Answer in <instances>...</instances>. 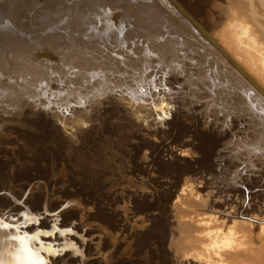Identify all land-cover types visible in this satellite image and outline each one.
I'll list each match as a JSON object with an SVG mask.
<instances>
[{
    "label": "bare ground",
    "instance_id": "bare-ground-1",
    "mask_svg": "<svg viewBox=\"0 0 264 264\" xmlns=\"http://www.w3.org/2000/svg\"><path fill=\"white\" fill-rule=\"evenodd\" d=\"M236 2H238V0ZM252 2L254 3V1ZM39 3H41V1L39 0H0V18L6 20L4 22H2L1 20L0 21L2 22V24H4L5 26L4 28L9 33V34H5L2 31H0V145H2V143H5V147H6L4 149H0V153L3 154L2 156L6 160L9 156L12 158L11 160L9 158L7 161L4 160L6 163L0 162V174H2L3 176L5 170L8 172L9 169H12V170L15 168L17 170L20 169L21 172L19 171V175H20L19 179L21 178L22 182L26 183V185L23 187L24 190L26 188L27 190H30L34 187L41 186L39 190L37 189L38 194L36 195L33 194V192H30L31 194L27 196L25 194H20L18 197H14L11 194L10 196L5 195V197H2L0 195V216L3 214V210H5V208L8 209L12 207L10 212L18 213L23 209L22 211L24 212L23 215H26V216L29 215L35 218V220L28 219L27 220L28 222L38 221L37 224H33V222H31L32 223L31 226H27L25 229L22 230L23 232L18 231L16 228L0 229V262H2V264H41V262H43V264H76V263L85 264V263H82L83 262L82 261L83 260L82 251H81L82 254L76 253L78 249L75 248L73 243L65 240V239H68V237H66L67 235L63 233V231L59 230L61 232H57V235H55V233L54 234L52 233L53 234L52 238L50 240L46 239V242H45V238L43 237L44 234L42 235L41 230H39V228L48 229V228H51L52 226H50L51 221L47 220L48 219L46 218L47 216L46 217L44 216L45 218H43V220H39L40 214L39 212L37 213V211L43 210L41 213L44 214L45 212L53 211V209L56 210V208L60 207V205H62V207L60 208L58 215L62 219L60 221L59 227H65L64 225L69 226V223L71 221H74L75 219L81 222L80 224H77V226L79 225L80 227H82L81 229L79 228V230L80 232H82L83 235L76 237V234L79 231L78 230H77L78 232L76 231L77 228L71 229L72 231L75 230L73 233L74 237L72 238L76 241L77 239L78 241L79 240L81 241L82 236L87 235V234H84V229H83V225H85L84 223L86 222L87 219H91V220L93 219V220L98 221L101 224L103 223L106 227L112 230V233H114L116 230L125 231V230H129L130 228L134 229L136 228L135 225L138 224L139 229L137 231H134L131 235L139 231L140 233L139 232L138 233L144 236L143 237L144 239H147L148 238L147 236L149 234L148 230L145 232V229L147 228V226L150 225V223L148 224L146 222V219L144 218L145 216L144 217L142 216L139 219L140 224L136 220L138 223L136 224L134 223L135 225L132 224L131 227H128L127 225L120 226L121 217L126 216V219H127V217H130V216L133 217V214L132 215L129 214L130 215L129 216L128 213L125 214L123 212H118V211L113 210V207L114 205L116 206L117 202L119 203V202L127 201V203L130 202L132 206L135 205L137 202L134 200V198L132 199V197L130 196H123L122 198L119 197L116 199H111L108 195L106 196H103L101 194L95 195L93 189L96 188L100 190L104 185L103 183L102 185L99 182L100 176L102 177L103 173L101 174L92 173V171H94V168H89V164L91 162H95L93 160L96 159L95 157L96 153H100V154L102 153L101 149L103 146H106L108 144L107 143L108 139H104L102 143L99 142L98 140L91 141V144L82 142L81 141L82 138L80 137L83 135L82 134L83 131L81 130L82 129L84 130L86 128V123H88V120L90 119L89 112L85 113L84 109H80L82 112L80 115H77L75 112L76 110L73 111L71 109L72 104L82 105V106L85 105V107L86 106L89 107L90 104L87 105V103L89 102H92L91 105L93 103L95 104L96 102H101L100 98L104 92L106 93L108 91H111L112 93L113 90H108L109 88L113 89V86L109 84L110 80L107 74H105L106 72L103 73V71L101 70L102 66H98V64L92 63L93 61L89 62L90 59L88 60L87 58L81 59L82 57L80 58L67 57L69 59L66 61L67 58L64 57L62 60H65V61L62 62L61 59L58 57V55H56L57 53L53 51L50 52V49L47 46L43 45L44 42L42 39V35H48V34L57 35L58 38L61 39V42H63L66 45V48H68V50L67 51L65 50V52L70 53V52L75 51L74 54H77L81 51L82 49L81 45L85 43L88 37L97 38L101 44H106V47L107 45L114 46L112 48L109 47V49H107L110 51V53L113 52V50L114 52L119 51V48L115 49L116 46L118 45L121 46V44L123 46V43L121 44L119 43L125 41L127 43V46L128 45L130 46L129 47L130 53H134V54L141 53L144 57L143 61L135 62L133 66H131L130 69L145 71L147 69L146 67L150 65V63H152V61H149V59L150 60L154 59V62H156V64L160 66L159 67L160 69L162 70L166 69V74L169 75L168 80L172 84H178V82L181 80H183L182 81L183 83L184 81H186V77L194 76L193 78H195V76L198 77L199 74L206 73V75L203 76L202 78L198 77L196 81H199L198 82L199 88L202 87L203 85L204 86L208 85L210 88H212L209 93V95L212 98L211 100L212 108H214L217 105L216 103L218 102L217 100H219V103H222L221 107L222 109H225L226 111L225 113H222V115H220L219 117L222 116L220 120L224 124L223 127L226 129V131L218 132L211 127L204 128V126L201 123L202 121L200 122V117L193 115V114H191L192 115L191 118L190 116L189 117L187 116V120L189 121L185 123L186 117L181 118L180 116L179 117L174 116L171 112H169L167 115H162L163 117L158 120L159 124L160 125L163 124L164 126H161L160 128L152 129V131L154 132L153 133L154 137L156 136V138H159L158 139L159 141H154L155 139L151 140L150 138H148V134H151L150 130H147L146 134L144 135L142 134V132L141 134H136L134 133V130H133L136 127H134L133 129L130 127L131 129L129 133H125L126 134L125 136L135 137V139L137 138L136 140L139 139L140 141V142L137 141L136 144L129 143L130 146L128 145L129 146L128 148H130V150L128 151L131 152V154L128 155L129 164L131 163V166H132L131 173L137 172V170L141 168L139 166H142L143 163H145L144 160L148 161V158L152 156L156 157L158 154L160 155V153H163L164 150L162 151L158 147L160 146L162 148L163 146H165L166 152L163 153L164 154L163 156L169 159L166 161V159L163 158L164 161L162 160V162L167 163V165L172 168H177L181 166L184 169V171L185 170L188 171L191 168H193L190 166V163H189L190 159L194 163H198L200 161L201 162L199 164L200 166L197 164L200 170V173L197 171L198 176L199 175L201 176V174L203 175L205 174L212 181L211 183L210 181H207V180L198 179V181L193 182L191 180L192 182H189L186 180L183 181L184 177H182L181 179V176L180 177H177V176L168 177L167 176V178L165 177V180L163 181V183L161 181L162 184L160 185L156 184L158 186V189L156 190L154 188L151 189L152 191L155 190L159 192L169 202V203L164 202L166 204L162 205V208L164 207L163 208L164 211L171 212L169 211L170 206L174 205L173 206L174 211L172 214V218H177L181 220L180 221L181 224L179 226L180 229H178V231L182 230L183 232H185L186 237L188 235L193 234L194 232L195 236H194L193 242H197V243L200 242V247L197 245L200 250H198L196 245L194 246L197 248L198 252H190L184 255H182V253L177 254L175 258L177 259V261L175 264H227V263L237 264L238 261H241L242 259H246L247 257H252L253 259H255L254 260L255 262H258V261L261 262V260L263 259V258L261 259V257H263V254H264V199H263L264 198V164H263L264 162L263 163L261 162L263 165L260 164L257 168L251 166L248 169V172L255 174L256 176L255 177L248 176L246 182L245 180L237 181L236 178L233 176L236 174L231 171L235 167L243 164L244 158L246 161L248 158L251 159V157H255L257 159L258 158L264 159V20H261L262 18L256 13L257 11L253 12V10H255L254 9L255 7L252 8L253 10L252 12H250V14L247 12L248 15L242 14V11H240L239 9V5L238 7H236L237 10H233V9L231 10L227 8L223 10V12H221L220 15H215L213 12L214 10L211 11V9L212 7L220 8V5L219 3H216L214 0H44L43 1L44 4L42 6H38ZM262 3H263L262 6H264V2ZM250 4L253 7L254 4L253 5L252 3ZM105 5H108V6H105ZM256 6L259 7L261 6V4H259V6L258 5ZM55 7H61V8L55 9ZM228 7L230 8V5ZM240 7H243V6L241 5ZM263 10H262V13H263ZM37 11L41 13L36 14ZM243 12L245 11L243 10ZM263 14H262V17L264 19ZM70 15H76V16L78 15V18L76 19L78 23L72 24V26H69V22L70 21L72 22L73 20V18H69ZM134 16L135 17L139 16V19H136V20L133 19L134 21H130L132 20L131 18ZM144 23H146L147 25L146 27H144ZM41 25H44L45 29L49 28L52 31L46 34H36V35L32 34V32L36 30H33L31 28L41 26ZM153 25H159V27L157 28L163 31V32L161 31L157 35H154L155 37L159 36V40L156 41L157 43L156 42H154L153 44L150 43L151 45H145L144 47L133 46V43H131V41H133L134 38H141L139 34L143 33V31H146ZM134 26H137V29ZM169 27L172 28L171 31L166 30ZM123 29H127V30L123 31ZM37 30H39V28ZM151 30L153 29H150L149 33L152 32ZM172 34H174V36L176 37L175 38L170 37V35ZM13 37L14 39H12ZM78 37H82L83 40H79V41L77 40L76 43L72 42L73 40H76ZM176 40H180V41L182 40L183 50L184 48H186L187 50L190 51L188 58H186L188 56L187 55L188 51L186 53L182 52L183 54L182 57L184 56V54L185 56L187 55L186 57L184 56L183 65L177 59V56L180 57V55L176 54L178 50L172 48V44L175 43ZM15 41H18L21 47V49L19 50L20 53L22 52V55L20 54L21 55L20 62L26 63L27 60L35 58L38 60L39 63L34 64L35 63L34 62L33 65L30 64L31 67H27V68L22 67L23 65H17L19 61L18 60L19 56H16L17 55L16 53L18 52L17 48L19 45L16 46ZM54 41L56 42V40ZM112 43H116L117 45L116 46L112 45ZM53 46L54 45L52 44V47ZM96 47L99 49L98 46ZM124 48H127V47H120V49L122 50L120 51L121 52H123V50L126 51ZM164 48H166L165 51H164ZM159 49H162V51ZM60 52H62V49ZM113 53H112V59L117 60L119 64L124 65V62L121 59L114 57ZM79 54H81V52ZM83 54L86 55L87 53L86 54L83 53ZM130 55L128 57H131ZM181 59L182 58H180L179 60ZM42 64H45L48 66L47 68L49 69V72H48L49 80L51 79L50 78L51 76H54L53 71L56 69L54 67H57V68L59 67V69H56V70L62 71L61 74L63 76L57 73V75H55L56 77H54L57 80L56 81L57 85L55 86L52 85L55 90H52L53 88L49 84V82L52 80L48 82L42 81L41 80L42 76L40 74V77H37V79H35L34 81V84L31 85L32 88H28V86L26 85L27 81L24 82V84L22 82L20 85L23 84V86L22 87L20 86V88H24V90L23 92L21 91L18 92L19 84L16 81L18 79L22 80L23 77L27 75L31 78L32 75L29 74L30 70L38 71L40 69L42 71L43 69L46 68V67L44 68V65ZM163 64H166V65H163ZM170 64L172 66H170L169 68L176 70V71L172 70L173 72H176L175 74H173L172 71L170 72V70L167 69V67ZM65 66H68L69 68H66ZM73 67H77L79 69L84 68L85 72L78 76L79 78L83 77L81 80L82 83H80V85L83 86V88L81 89H79L80 87H82L80 85H79V88L77 87L78 89L77 88L74 89V87L71 86L73 84L77 85L79 82V81H76L78 80V78L73 80L70 78L71 74H67L70 72V70L73 69ZM186 70H188V72ZM160 71L161 70H159V72ZM71 73H75L76 75V73H79V72H71ZM134 76H138V75L134 74ZM62 78L64 79L67 78L68 79L67 84L68 83L69 84L71 83V84L70 85L68 84V87H65L64 84L66 82L62 81L61 80ZM149 78L147 76L144 79L142 78V80L147 82ZM122 79H118V81L116 80V83L118 82L117 83L118 85L122 84V85H125L126 87L128 85V82L126 84V82L125 81L123 82ZM202 79H205V82H202ZM86 80L89 85L86 84ZM153 82L154 80H150V84H152ZM157 83L159 85V82ZM131 84L137 90H141L143 88L136 81H132ZM131 84L129 83L128 86H130ZM86 85L90 87L92 91H91V96L84 99L80 94L83 91L86 95L87 93L90 92V91L86 92V90L88 91L89 89L88 87H86ZM133 86L131 88H134ZM9 87H13L17 89L18 90V91L16 90L17 93L14 92V90H13L14 93L12 91H9L10 90V89L8 90ZM94 87H97V89L94 90L93 89ZM209 87L208 89H210ZM4 88H6L8 91L6 94H4V92L6 91V89ZM230 90L231 92L228 93V91ZM204 91L206 90H203V92ZM222 92L225 95L224 97H222L223 95L221 94ZM27 93H30V94L28 96H25ZM119 93L121 94V92ZM126 93L128 94V91ZM134 93L136 92L134 91ZM193 93L194 92H192L191 94ZM15 95L17 96L14 99ZM23 96H24V99H26L27 101H30L31 103V104L28 103L26 107L24 106L27 110L25 109L22 110L24 104L19 102V100L23 98ZM139 96H142V93H140ZM219 96H221L222 98H220ZM118 97L116 98L114 96V98L112 97V99H109L110 102L106 106L107 112L103 113L104 116L105 114L107 113L108 114L105 117L102 123L101 130H100V133H102V136L106 134L111 137L117 134V131L114 130L111 124L109 123V122H112L113 120L120 119V120L131 121L130 125H134V126L135 125L138 126L141 123L142 125H144L143 123H145L144 117L133 116L139 110L135 109V113L133 115L131 114V112L127 113V110L130 109V106L127 105V103H125L123 99H120ZM127 97L128 95L126 96V98ZM198 97H199V94H198ZM135 100H132V101H135ZM42 102L45 103L47 107L51 106V109L49 108L48 110L53 111L52 118L54 119V126L51 128V131L47 134L48 135L47 139L49 140V143L56 148L58 156L59 157L61 155L63 156L62 153L64 151L66 153V151L68 150H71L72 152L73 150L75 151L79 149L80 151L81 149L82 151L80 152L75 151L73 155L71 154L72 156L70 154L67 155L69 156V158H67V162H70L72 164V162L74 161V158L76 156H80L81 154H84V158L94 157L93 160L90 162H87L85 159L86 162H84V165L82 168L86 169V172L84 171L85 173L79 175L78 179L71 178L73 180L69 181L70 186L68 185V189L60 194V197L63 198L64 200L61 202L56 200L58 203L55 202V204L53 205H51L52 203H49V198H48L49 196L47 194L48 189L51 186V183L48 186L45 182L39 183L40 179L36 180V178L44 179L46 175L50 174L49 170L47 169L48 167L47 168L45 167V166H48L46 164L49 163V162L46 163V160L48 158V155H46L47 153L46 151L48 150H46L45 146L42 147V145L41 147H38V148L35 146V142L36 140H38L36 138L37 135L32 137L30 136V134L27 135L25 133L27 135L26 137L22 136V138H19L15 136V137H10L9 139H7L8 134H14L13 129L15 128L11 126V122L14 121V118L15 117L17 118L18 114L24 117V115L28 116V114H33L34 112H38L40 109H43L42 105H40V103ZM207 102L208 101H206V103ZM128 103H130V101H128ZM126 106H128V108H126ZM156 106H158V104H156ZM73 107L75 108V106ZM182 107L183 106H181L180 109H182ZM198 107H195V106L191 107L190 111L196 112V110H198ZM202 107H204L203 103H202ZM89 109H91V107ZM113 109H116L114 110L115 113L113 112ZM185 109L188 110V107L187 108L185 107L184 110ZM231 109H232V112H231V115H229L228 111L230 112ZM177 110L178 109H176V111ZM121 111L125 113L117 117L118 115H120L119 113ZM133 111L134 110H132V112ZM93 112L95 113L94 110ZM217 112L218 111H216V113ZM70 115H75L77 116L78 119L74 117H70ZM213 115H214V112H213ZM92 117L94 116L92 115ZM213 117L214 119H216L215 118L216 116H213ZM219 117L217 118L218 120H219ZM96 119L97 118H95V120ZM91 120L93 121L94 119H91ZM33 121H32V125L35 126L36 119L34 122ZM6 122L8 123V125L5 124ZM146 125L148 126L149 124L145 123V126ZM80 126H82L81 127L82 129L80 128ZM125 128H128V126ZM243 128L244 129L246 128V130L247 128L251 130V131L248 130L250 131V133L248 132V136L245 135L247 136L246 139L244 138L243 140L241 139L242 140L241 143L239 142L240 146L237 145L239 147H243L245 156H243L244 157L243 159L240 158V162L237 160L236 162L234 161L230 162L225 159L227 155L223 154V152H220L222 151L220 149L222 148L225 149V146L228 145L229 141H231V138L234 135V134L233 135L231 134L233 130H237V129L241 130ZM145 129H148V128L146 127ZM41 130H43V128H41ZM38 131L40 130L38 129ZM234 137L232 139L233 143H234ZM167 139H169L171 142L169 146H167L164 142ZM133 141H134V138H133ZM172 142L174 143V145H172ZM13 144H16L15 148L10 147L8 149V147ZM181 146L189 147V149L182 150L183 148H180ZM171 147H174V148L178 147L176 148V150L177 151L180 150L179 154H176L175 153L176 151L171 150ZM228 148L232 149V147H228ZM143 149H148L149 152L145 153L143 152ZM5 150H8V153L5 152ZM225 150L227 151V149ZM239 150H242V149H239ZM15 151H18L23 154H27L30 157L27 156L25 158H18L15 156V153H17ZM125 151L123 149V153ZM231 151L233 152L234 149H232ZM9 152H10V155H8ZM180 152L185 153L186 155L187 154L189 155L188 156H186L185 154L181 155ZM195 152L200 153L198 159L194 158ZM230 152L229 154H231ZM230 157L232 158L233 156L231 155ZM27 158L29 159L31 158L34 161V164L32 163L34 165L33 169H30V168H29L30 170L22 169L24 168L23 166ZM158 158L162 159L161 157H158ZM102 159H103V155H102L101 160ZM137 159H141L142 161L137 162ZM261 159H258V160H261ZM88 160H90V158ZM170 161H172L173 163H170ZM221 161L223 162V164H221ZM32 164L30 163L28 165L31 166ZM63 164H66V163H63ZM51 171H52V174L53 172L55 173L54 170H51ZM61 171L63 172V169H61ZM169 171L171 170L169 169ZM11 172L12 171H10V174H9L11 177L10 176L9 177L12 179V181L15 182L14 179L16 178L17 180H19L18 177H15V175L18 172L16 174L14 173V175H13V172L12 173ZM225 172H228L229 175L228 174L226 175ZM75 174H77V172ZM243 175L244 174H242V176ZM47 177L49 179V176ZM65 177L66 176L64 175V178ZM0 179H1V176H0ZM2 179L4 180V178ZM51 179L52 178H50L49 180ZM151 179L153 178H148V180H150L149 182H152L155 180V179L154 180H151ZM34 180H36V182ZM29 182L31 183L33 182V184L30 185ZM235 183H239V185L240 184L243 185V187H241L243 189L239 188V186L235 185ZM52 184H55V183L53 182ZM10 185H12V183ZM211 185L214 188H209V187H212ZM23 189L21 188L22 192L24 191ZM169 189H172L173 191L176 192V195L174 194L175 195L174 198H167L168 196L163 195L164 191L166 192ZM222 189H225L223 191H225L226 193H223V194H226L227 197L225 195L224 196L228 198L229 200L225 202L222 201L224 203L221 204L219 202L221 198L220 196H217V191L222 193L223 192L221 191ZM7 191L8 190H6V192ZM229 193L231 194V196H228ZM253 194L256 195L255 198ZM21 195L22 196L24 195V197H21ZM52 195L54 194L52 193ZM52 195L50 196L52 197ZM70 196L71 197L80 196L81 198L86 197L88 201L90 202L83 200V199L80 202L86 205L91 204L93 211L90 212V214L86 216V218H84L85 213L79 214V211H82V210L80 208L78 209L76 208L75 203L79 204V202L71 201L69 203H66L65 206H63V203H65L66 199H68ZM20 197L23 199L26 197L25 201L23 200L24 202L22 203L23 205L21 207L18 205L19 201L16 202V199ZM229 197H231L232 200H230ZM261 198H262V201H260ZM173 201H176V202H174L173 204ZM254 205L260 211L259 210L258 211L256 210V212L252 211V209L255 208ZM132 206L129 205L128 207L131 208ZM68 207H73V208L72 210H69L67 209ZM190 210H192V212H195V214L191 213ZM6 221L5 222L2 221V222L8 224L9 221L8 222ZM153 223L157 224V222H153ZM161 223L162 221L160 222V224ZM144 225L146 226V228H144ZM156 226L155 228H153L154 226L151 228H153L154 231L158 230V232H160L159 231L160 227L157 226L158 227L157 228ZM149 230L151 231V229ZM160 230H162V228ZM167 230H168V227H167ZM91 232H94V231H91ZM91 232L90 233L87 232V233L91 235ZM27 234H33V236H31L32 240H27V241L25 240L23 245L21 244L19 239H11L9 241H6V243H3L2 241V239L6 238L7 236L8 237L11 236L12 238L13 237L27 238ZM107 234L108 235L110 234L109 231L107 232ZM154 234H157V233L155 232ZM162 234H163V231L161 235ZM68 236L70 239L71 236L70 235ZM162 236L165 237V235H162ZM162 236H161V239H163ZM33 237L36 243L35 241H33ZM42 239L44 242L42 241L41 243ZM51 241H53V243L55 241L56 245L62 244V247L70 248V250L62 249L59 245L58 246L60 247V250L54 249L56 247L52 249V246L47 244L48 242H51ZM117 241H118V237L111 236L110 234L107 240H104L102 242V240L99 239L98 244H93L94 246L91 244L92 246L89 249H86L87 245L86 246L84 245L85 246L84 249L85 251L87 250V252L96 250V253H98L100 251L102 252V249L104 251V249L108 246L115 245V242ZM166 241H168V239ZM33 242L36 244V247L40 248L43 245H45V247L40 250H36L32 246ZM131 242H130L131 245L130 243L129 245H125V246H123V244L117 245L113 249V252L111 255L113 258V257H116L115 255H117L119 251H122L120 252V254L128 253V251H130L129 250L130 248L128 249V247L134 246L135 257H133V259L115 258V259H112V264H142V261L140 260L141 247L139 246V248H135L136 242L134 244H133V241ZM169 242H170V238H169ZM173 242L175 244L174 243L172 244L171 242L172 245L169 243L167 244V247L170 245L169 246L170 248L171 247L175 248V250L178 252H183V250L185 252L188 250L190 246H192V245L188 247L181 246L179 248L180 244L176 241H173ZM25 246H26L27 251L23 250ZM93 247L94 249H92ZM156 247L157 245H155L154 249H156ZM155 251H157V249ZM71 252L76 253V255ZM29 257H31V259H29ZM103 264H111L110 258H109V261L105 259ZM246 264H250V263H246ZM262 264H264V259L262 261Z\"/></svg>",
    "mask_w": 264,
    "mask_h": 264
},
{
    "label": "rangeland",
    "instance_id": "rangeland-1",
    "mask_svg": "<svg viewBox=\"0 0 264 264\" xmlns=\"http://www.w3.org/2000/svg\"><path fill=\"white\" fill-rule=\"evenodd\" d=\"M39 1H41V3H39L38 4V6H42L44 3H43V1L44 0H39ZM216 3H219V5H220V8H217V7H212V9H211V11H213L214 12V14L215 15H220L221 14V12H223V10H225V9H233V10H237V8L236 7H238V5H239V9H240V11H242V14L244 15V14H247L248 15V13L250 14V12H252V8H254L255 10H253V12L255 11H257L256 13L262 18H260L261 20H264L263 19V17H262V14L264 13V6H262L263 5V3L262 2H264V0H252V1H254V3L251 1V0H238V2H236L237 0H214ZM234 1V2H233ZM240 1V2H239ZM250 2V3H252V5H253V7L251 6V4L250 3H248V2ZM258 1V2H257ZM259 4H261V6H259ZM108 5H110V4H108ZM108 5H105V6H108ZM230 5V8L228 7ZM243 6V7H240V6ZM245 5H246V7H245ZM256 5H258L259 7H257ZM251 9H250V8ZM262 7H263V9H262ZM60 9L61 7H55V9ZM224 8V9H223ZM258 10H257V9ZM126 9H127V7H126ZM144 10V9H143ZM243 10L245 11V12H243ZM262 10H263V13H262ZM248 12V13H247ZM39 13H41V12H38L37 11V13L36 14H39ZM35 14V15H36ZM73 16V17H72ZM263 16H264V14H263ZM69 18H73V20H72V22L70 21L69 22V26H72V24H76V23H78L77 22V18H78V15L76 16V15H70L69 16ZM68 18V19H69ZM75 18V19H74ZM132 20H130V21H134V20H136V19H139V16H137V17H132L131 18ZM134 19V20H133ZM147 25H146V23H144V27H146ZM134 27H136V29H137V26H134ZM155 27V28H154ZM157 27H159V25H153V26H151L149 29H145L146 31H143V33H140L139 34V36L141 37V38H134L133 39V41H131V43H133V46H140V47H144L145 45H151V44H153L154 42H156L157 40H159V36L158 37H155L154 35H157L158 33H160L162 30H159ZM39 28V30H45V26L44 25H41V26H37V27H33V28H31V29H33V30H37ZM128 29V28H127ZM127 29H123V31H126ZM140 29V28H139ZM150 29H153V30H151L152 32H150L149 33V30ZM155 29V30H154ZM171 29L172 28H167L166 30H168V31H171ZM163 32V31H162ZM148 33H149V35H148ZM145 34V35H144ZM214 34V33H213ZM36 35V34H35ZM48 36V37H47ZM145 37V38H144ZM170 37H176V36H174V34H172V35H170ZM216 37V36H215ZM50 39V40H48V39ZM154 38V39H153ZM165 38V37H164ZM12 39H14V37L12 38ZM42 39H43V45H45V46H47L49 49H50V52L51 51H53V52H55V53H57L56 55H58V57L61 59V61L63 62V61H65V60H62L64 57H69V58H71V57H73V58H80V57H82L81 59H85V58H87L88 60L90 59V61L89 62H91V61H93L92 63H94V64H98V66H102L101 67V70L103 71V73H105V74H107V76H108V78H109V80H110V82H109V84L110 85H112L113 86V89L111 88H109L108 90H113L112 91V93H111V91H108V92H104L103 94H102V96H101V98H100V101L101 102H96L95 104L93 103L92 105H91V103L92 102H89V103H87V105L88 104H90L89 105V107L88 106H86L85 107V105L84 106H82V105H74V104H72L71 106H72V110L73 111H75L76 112V114L77 115H80L81 114V110L80 109H84V112L85 113H87V112H89V120H88V123H86V128L83 130L81 127L82 126H80V128L82 129H80L81 131H83V135L80 137V138H82L81 139V141L82 142H85V143H88V144H91V141H93V140H98L99 142H101L102 143V141H104V139H108V144L106 145V146H103L102 147V149H101V154L100 153H96V155H95V157H96V159L95 160H93V158L92 157H87V156H85V157H87V158H84V154H81L80 156H76L75 158H74V161L72 162V164L70 163V162H67V158H69V156H67V155H73V153H75V151H77V152H80V151H82L81 149H80V151H79V149L78 150H73L72 152H71V150H68V151H66V153H65V151L62 153L63 154V156L61 157H59L58 156V153H57V151H56V148L54 147V146H52L50 143H49V140L47 139L48 138V133L51 131V128L54 126V119L52 118V113H53V111H50V110H48L49 108L51 109V106H49V107H47L46 106V104L45 103H40V105H42V108L44 109H40L38 112H34L33 114H28V116L27 115H24V117H22V116H20L19 114H18V117L16 118H14V121H16V122H14V121H12L11 122V126H13L15 129H13L14 131V134H8V137H7V139H9L10 137H15V136H17V137H19V138H22V136L24 137H26L27 135H29L30 134V136H32V137H34V136H36L37 135V139L39 140H36V142H38V143H36L35 142V146L38 148V147H41V145H42V147H44L45 146V148H46V150H48L49 151V153H48V151H46L47 153H46V155H48V158H47V160H46V163H48V164H46V165H48V166H45L48 170H49V172H50V174H48V175H46V177L44 178V179H42V178H36V180H39L38 182L39 183H43V182H45L48 186L50 185V183H51V186L49 187V189H48V198H49V203H52L51 205H53V204H55V202L56 203H58L57 201H63L64 199L63 198H61L60 197V194L62 193V192H64L65 190H67L68 189V185L70 186V182L69 181H72L73 179H71V178H75V179H78V177H79V175H81V174H83V173H85L86 172V169H83L82 167H83V165H84V162H90V161H95V162H91L90 164H89V168H94V171H92V173H96V174H101V173H105L104 175L102 174V177L100 176V179H99V182L103 185V187L100 189V190H98V189H96V188H94L93 189V191H94V193H95V195H98V194H101V195H103V196H106V195H108L111 199H116V198H119V197H123V196H130V197H132V199L134 198V200L137 202L135 205H131L130 204V202L129 203H127V201H123V202H117V204H116V206L114 205V207H113V210H115V211H118V212H123V213H125V214H127L128 213V215L129 214H133V217L132 216H130V217H127V219H126V216H123V217H121V223H120V226H123V225H127L128 227H131L132 226V224L133 225H135L136 223H138L139 222V219L143 216H145L144 218L146 219V222L149 224L150 223V225H148L147 226V228H146V226L144 225V228H146L145 229V232L148 230L149 231V234H148V238L147 239H144L143 237L144 236H142L141 234H139L138 232L137 233H135V234H133V235H131L134 231H137L138 229H139V225L138 224H136L135 226H136V228H134V229H132V228H130L129 230H125V231H120V230H113V231H115L114 233H112V230L111 229H109L108 227H106L103 223L101 224V223H99L98 221H96V220H91V219H87L86 220V222L84 223L85 225H83V229H84V234H87L86 236L84 235V236H82V238H81V241L79 240L78 241V239H77V241L76 240H74L72 237H74V235H73V233H74V231H72L71 229H76V231L78 232L77 234H76V237H79L80 235H83L82 234V232H80V230H79V228L81 229L82 227H80L79 225L77 226V224H80L81 222H79L77 219H75L74 221H71L70 223H69V226L68 225H64L65 227H59V224H60V221H61V217L58 215V213H59V210H60V208L62 207V205H60V207H57L56 208V210H54L53 209V211H48V212H45L44 214H42L41 212L43 211V210H41V211H37V213L39 212V214H40V216H39V220H43V218H45L46 216V218H48L47 220L48 221H51L50 222V226H52L51 228H48V229H44V228H39V230H41V234L43 235V237L45 238V242H46V239L47 240H50L51 238H52V235L55 233V235H57V232H61V231H63V233H65L67 236L66 237H68V239H65V240H67V241H69V242H71V243H73V245L75 246V248H77L78 249V251L76 252V253H78V254H82L83 253V262L82 263H87V264H103L104 263V260L106 259L107 261H109V258H110V260H111V264H112V259H115V258H117V259H124V258H131V259H133V257H135V254H134V246H131V247H128V249L130 250V251H128V253H121L120 254V252H122V251H119L118 253H117V255H115L116 257H113L112 258V252H113V249L117 246V245H119V244H123V246H125V245H129V243L131 242V241H133V244L135 243L136 244V246H135V248H139V246L141 247V253H140V260L142 261V264H175L176 263V261H177V259H175L176 258V255L177 254H180V253H182V255H184V254H187V253H190V252H198V250H200L199 249V247H200V242H193L194 241V232H193V234H191V235H188L187 237L185 236L186 234H185V232H183L182 230H180V231H178V229H180V219H177V218H172V214H173V211H174V209H173V206L174 205H171L170 206V209H169V211H171V212H168V211H164L163 210V208H162V205L163 204H166V203H169L167 200H166V198L164 197V196H162L159 192H157V191H155L156 189H158V186L156 185V184H158V185H160V184H162L163 183V181L165 180V177L167 178V176L169 177V176H177V177H180L181 176V179H182V177H184L183 178V181H189V182H194V181H198V179H203V180H207V181H210L211 183H212V181H211V179L207 176V175H203V174H201V176L199 175L198 176V174H197V171L200 173V170H199V168H198V165L201 163L200 161L198 162V163H194V162H192L191 161V159L189 160V163H190V166L191 167H193V168H191L190 170H188V171H184V169L180 166V167H177V168H172V167H170V166H168L167 165V163H165V162H162V160H163V158L164 159H166V161L169 159V158H166V157H164L163 155V153H165L166 151H165V146H163L162 148L159 146L158 148L160 149V150H164L163 151V153H160V155L158 154L156 157H154V156H152V157H150V158H148V161L147 160H144L145 161V163H143V165L142 166H139V167H141V168H139V170H137V172H135V173H131V163L129 164V157H128V155H130L131 154V152L130 151H128V150H130V148H128L129 146H130V144H136L137 143V141L138 142H140L139 141V139L138 140H136L135 139V137H128V136H125L126 134L125 133H129V131H130V129L132 128H134V127H136V128H134L133 130H134V133H136V134H141V132H142V134L144 135V134H146V131L147 130H150V133L151 134H148V138H150L151 140H154V141H159L158 139L159 138H156V136L154 137V135H153V131H152V129H155V128H160L161 126H164L163 124L162 125H160L159 124V122H158V120L159 119H161L163 116L162 115H167L169 112H171L174 116H180L181 118H183V117H186V120H185V123H187L189 120H187V116L189 117L190 116V118L192 117V115L191 114H193V115H196V116H198V117H200V122L202 123V125L204 126V128H207V127H211V128H213V129H215L216 131H218V132H225L226 131V129L223 127L224 126V124L221 122V120H220V118L222 117H219L220 115H222V113H225V109H222V107H221V104L222 103H219V100H217L218 102H216L217 103V105L214 107V108H212V105H211V100H212V98H211V96L209 95V93H210V91H211V89L212 88H210L208 85H203L202 87H200L199 88V84H198V82L199 81H196V79H198V77H203V76H205L206 75V73H203V74H199L198 75V77H196L195 76V78H193L194 76H191V77H186V81H184L185 82V84H186V82H187V84L185 85L184 84V82L182 83V81L183 80H181V81H179L178 82V84H172V83H170L169 82V75H167L166 74V69L165 70H162V69H160L159 67V65H157L156 64V62H154V59H149V61H152V63H150V65H148L146 68V70L145 71H142V70H136V69H130L131 68V66H133V64L135 63V62H137V61H143L144 60V57H143V55L141 54V53H138V54H134V53H130L129 51H130V46L128 45L127 46V43L124 41V42H120L119 44H121V43H123V46H122V44H121V46L120 45H118V46H116L117 44L116 43H112V45H115L116 46V48L115 49H117V48H119V51H116V52H114V50H113V52H111L110 53V51L109 50H107V49H109V47H114V46H108L107 45V47H106V44H101L100 43V41H98V39L97 38H92V37H88V39H86V41H85V43H83L81 46V54H79V53H77V54H74L75 53V51L74 52H70V53H66L65 52V50L67 51L68 50V48H66V45L63 43V42H61V39H59L58 38V36L57 35H50V34H48V35H42ZM56 40V42L54 41V40ZM58 39H59V41H58ZM52 40V41H51ZM77 40L79 41V40H83V38L82 37H78L76 40H73L72 42H74V43H76L77 42ZM152 40V41H151ZM16 42V46H18L19 45V42L18 41H15ZM53 42V43H52ZM55 42V43H54ZM58 42H59V44H58ZM144 42V43H143ZM129 43V42H128ZM151 43V44H150ZM157 43V42H156ZM52 44L54 45L53 47H52ZM57 44V45H56ZM63 44V45H62ZM98 44V45H97ZM101 44V45H100ZM60 45V46H59ZM96 46H98L99 47V49L96 47ZM164 46V45H163ZM56 47V48H55ZM63 47V48H62ZM64 47H65V49H64ZM97 49H96V48ZM120 47H127V48H124L126 51H124L123 50V52H121L122 50V48L120 49ZM55 48V49H54ZM84 48V49H83ZM91 48V49H90ZM95 48V49H94ZM155 48V47H154ZM172 48H174V49H176V50H178L177 52H176V54H178V55H180V57L179 56H177V59H178V61L183 65V59H184V56H185V54H184V56L182 57V52L183 53H186L187 51H188V56L186 57V58H188L189 57V53H190V51L189 50H187L186 48H184V50H183V48H182V40L180 41V40H176L175 41V43H173L172 44ZM180 48H182V49H180ZM21 49V47H20V45L18 46V48H17V55L16 56H19V61H18V63H17V65H23L22 67H25V68H27V67H31V65H33V63L34 64H36V63H39L38 62V60L37 59H35V58H32V59H29V60H27V62L26 63H22V62H20V57H21V55H22V52L20 53L19 52V50ZM52 49V50H51ZM61 49H62V52H60L61 51ZM64 49V50H63ZM104 49V50H103ZM93 50V51H92ZM121 50V51H120ZM159 50H161L162 51V49H159ZM166 50V48H164V51ZM128 51V52H127ZM179 51H181V52H179ZM97 52V53H96ZM119 52H121V53H119ZM125 52V53H124ZM128 54H127V53ZM62 53V54H61ZM67 55H66V54ZM83 53H87L86 55H84ZM100 53V54H99ZM112 53H113V55H114V57H116V58H119V59H121L123 62H124V65L123 64H119V62L117 61V60H113L112 59ZM124 53V54H123ZM162 53V52H161ZM181 53V54H180ZM21 54V55H20ZM83 54V55H82ZM116 54V55H115ZM126 54V55H125ZM131 54V55H130ZM133 54V55H132ZM124 55V56H123ZM131 56V57H128V56ZM137 55V56H136ZM192 55V54H191ZM62 56V57H61ZM85 56V57H84ZM109 56V57H108ZM118 56V57H117ZM133 56H134V58H133ZM84 57V58H83ZM93 57H95V58H93ZM136 57V58H135ZM69 58H67L66 59V61L69 59ZM93 58V59H92ZM123 58V59H122ZM180 58H182L181 60H179ZM94 59H96V60H94ZM131 59V60H130ZM141 59V60H140ZM113 60V61H112ZM30 61V62H29ZM33 61V62H32ZM95 61H97V62H95ZM118 63H117V62ZM182 61V62H181ZM116 62V63H115ZM160 62V61H159ZM21 63V64H20ZM115 63V64H114ZM31 64V65H30ZM100 64V65H99ZM42 65H44V68L45 69H43L42 71H44V72H42L40 69L38 70V71H35V70H30L29 72V74H31L32 75V77L30 78L28 75L27 76H25V77H23V79L21 80V79H18L16 82L19 84V91L17 90V89H15V88H13V87H9L8 88V90L9 91H12L13 92V90H14V92H16V90L18 91V92H23V90H24V88H20V86L22 87L23 86V84H24V82H26L27 81V86H28V88H32V86L31 85H33L34 84V81H35V79H37V77H40V74H41V80L42 81H46V82H48V81H50V80H52V81H50L49 82V84L52 86H55V85H57V80H56V78H54V77H56L55 75H57V73H59V74H61L62 73V71H60V70H56V69H59V67L57 68V67H54V68H56L54 71H53V75L54 76H51L50 78V80H49V77H48V72H49V69L47 68L48 66L47 65H45V64H42ZM119 65V66H118ZM126 65V66H125ZM163 65H166V64H163ZM124 66V67H123ZM150 66V67H149ZM170 66H172L171 64L167 67V69H169L170 70V72L173 70L172 68H169ZM66 68H69L68 66H65ZM189 67V66H188ZM47 69V70H46ZM119 69V70H118ZM122 69H124V70H122ZM159 70H161L160 72H159ZM5 71V70H4ZM173 71H176V70H173ZM172 71V73L173 74H175L176 72H173ZM187 72H188V70H186ZM185 71V72H186ZM71 72H79V73H76V75H75V73H71ZM85 71H84V68L83 69H79V68H77V67H73V69L72 70H70V72L69 73H67V74H71L70 75V78L71 79H76V78H78V80H76V81H79L78 82V84L76 85H71V86H73L74 87V89H76L77 87L79 88V85H80V83H82V78L83 77H81V78H79L78 76L80 75V74H83ZM222 72V71H221ZM161 73V74H160ZM124 74V75H123ZM134 74H137L138 76H134ZM62 75V74H61ZM132 75V76H131ZM152 75V76H151ZM155 75V76H154ZM201 75V76H200ZM59 76V75H58ZM63 76V75H62ZM125 76V77H124ZM148 76V81L146 82V81H144V80H142V78L144 79V78H146ZM153 76H154V78H153ZM29 77V78H28ZM136 77H138V78H136ZM45 78V79H44ZM113 78V79H112ZM123 78V79H122ZM132 78V79H131ZM167 78V79H166ZM182 78V77H181ZM189 78V79H188ZM25 79V80H24ZM118 79H122L123 80V82L125 81L126 82V84H127V82H128V85H129V83L131 84L132 83V81H136V82H138V84H140V86H142L143 88L141 89V90H137L132 84L130 85V86H128V88H127V86L125 87V85H118L117 83H116V80L118 81ZM136 79V80H135ZM192 79V80H191ZM21 80V81H20ZM62 81H65L66 83L64 84L65 85V87H68V84H67V82H68V79L67 78H62L61 79ZM132 80V81H131ZM150 80H154V82L152 83V84H154V85H152V84H150ZM168 80V81H167ZM188 80V81H187ZM191 80V81H190ZM194 80H195V82H194ZM144 81V82H143ZM23 82V84L22 85H20L21 83ZM54 82V83H53ZM149 82V83H148ZM157 82H159V85H158V83ZM162 82V83H161ZM165 84H164V83ZM189 82V83H188ZM197 82V83H196ZM202 82H205V79H202ZM56 83V84H55ZM181 83V84H180ZM71 84V83H70ZM69 84V85H70ZM86 84H88L87 83V80H86ZM189 84V85H188ZM191 84H193V85H191ZM89 85V84H88ZM157 85V86H156ZM161 85V86H160ZM163 85H165V86H163ZM196 85V86H195ZM198 85V86H197ZM31 86V87H30ZM52 86V90H55L54 89V87ZM80 86H82V85H80ZM134 87V88H131V87ZM177 86V87H176ZM184 86V87H183ZM187 86V87H186ZM207 86V87H206ZM84 87H85V85H84ZM86 87H88L87 85H86ZM163 87V88H162ZM166 87V88H165ZM180 87V88H179ZM197 87V88H196ZM208 87L210 88V89H208ZM77 88V89H78ZM81 88H83V86L82 87H80L79 89H81ZM89 89H88V91L86 90V92H89V93H87V95L84 93V91L80 94L84 99H86L87 97H89V96H91V88L90 87H88ZM185 88H186V90H185ZM188 88H189V90H188ZM203 88V89H202ZM4 89H6V88H4ZM94 90H96L97 89V87H94L93 88ZM128 89V90H127ZM129 89H131V90H129ZM164 89H166V90H164ZM169 89V90H168ZM181 89V90H180ZM185 91H184V90ZM208 89V90H207ZM118 90V91H117ZM124 90H125V92H124ZM171 90H172V92L173 91H175V92H171ZM193 90V91H192ZM198 90V91H197ZM203 90H206V91H204L203 92ZM78 91V90H77ZM76 91V92H77ZM115 91H117V92H115ZM128 91V94L126 93ZM132 91V92H131ZM134 91L136 92V93H134ZM162 91H164V92H162ZM194 92L193 94H191L192 92ZM8 91H7V89H6V91L4 92V94H6ZM13 92V93H14ZM119 92H121V94H123V95H121ZM139 92V93H138ZM167 92V93H166ZM168 92H169V94H168ZM206 92V93H205ZM229 92H231V90L230 91H228V93ZM17 93V92H16ZM126 93V94H125ZM131 93V94H130ZM132 93H133V95H132ZM140 93H142V96H139V94ZM160 93H162V94H160ZM184 93V94H183ZM188 93V94H187ZM197 93V94H196ZM30 93H27L25 96H28ZM187 94V95H186ZM198 94H199V97H198ZM207 94V95H206ZM221 94H223V92L221 93ZM220 94V95H221ZM128 95V97L126 98V96ZM131 95V96H130ZM194 97H193V96ZM207 97H206V96ZM16 96L17 95H15L14 96V99L16 98ZM114 96L117 98L118 96H120V97H118V98H120V99H123L124 101H125V103H127V105H129L130 106V109L129 110H127V113L128 112H131V114L133 115L134 113H135V109H137V110H139V111H137L133 116H142V117H144L145 119V123H148L149 125L147 126H145V123H143L144 125H142V123L141 124H139L138 126H134V125H130L131 124V121H126V120H113L112 122H109L110 124H111V126L113 127V129L114 130H116L117 131V134L115 135V136H108V135H106V134H104L103 136H102V133H100V130H101V127H102V123H103V121H104V119H105V117L107 116V114H105V116H104V114L103 113H106L107 111H106V106L108 105V103L110 102L109 101V99H112V97L114 98ZM144 96V97H143ZM173 96H174V98H173ZM205 96V97H204ZM225 95L223 94L222 95V97H224ZM140 97V98H139ZM142 97V98H141ZM167 97V98H166ZM202 97V98H201ZM220 98H222L221 96H219ZM9 98H10V96H9ZM126 98V99H125ZM135 98H136V100H135ZM148 98V99H147ZM173 98V99H172ZM24 96H23V98H21L20 100H19V102L20 103H22V104H24L23 105V108H22V110H27L25 107H26V105L28 104V103H30V101H27L26 99H24ZM130 99V100H129ZM135 100V101H132V100ZM138 99H140V100H138ZM146 99V100H145ZM167 99V100H166ZM190 99V100H189ZM193 99V100H192ZM195 99V100H194ZM141 100H143V101H141ZM154 100V101H153ZM156 100V101H155ZM164 100V101H163ZM188 100V101H187ZM198 100V101H197ZM210 100V101H209ZM128 101H130V103H128ZM153 101V102H152ZM206 101H208L207 103H206ZM80 102H82V101H80ZM132 102V103H131ZM133 102H135V103H133ZM141 102V103H140ZM157 102V103H156ZM167 102V103H166ZM194 102H195V104H194ZM191 103V104H190ZM202 103H203V106L204 107H202ZM219 103V104H218ZM31 104V103H30ZM133 104V105H132ZM135 104V105H134ZM153 104H154V106H153ZM156 104H158V106H156ZM175 104V105H174ZM185 104V105H184ZM190 104V105H189ZM198 104V105H197ZM207 104V105H206ZM94 105V106H93ZM167 105H169V106H167ZM193 105V106H192ZM200 105V106H199ZM209 105V106H208ZM25 106V107H24ZM73 106H75V108L73 107ZM78 106V107H77ZM181 106H183L184 108L186 107H188V110H184V108L182 107V109H180V107ZM198 107V110H196V112H193V111H190V108L191 107ZM209 108H208V107ZM83 107V108H82ZM88 107V108H87ZM91 107V109H89ZM137 107V108H136ZM207 107V108H206ZM10 108H12V107H10ZM47 108V109H46ZM77 108H78V110H77ZM86 108V109H85ZM126 108H128V106H126ZM154 110H153V109ZM204 108V109H203ZM176 109H178L177 111H176ZM86 110H88V111H86ZM93 110L95 111V113L93 112ZM114 110H116V109H113V112L115 113V111ZM132 110H134L133 112H132ZM180 110H182V111H180ZM207 110V111H206ZM209 110V111H208ZM211 110H212V112H211ZM215 110V111H214ZM221 110H222V112H221ZM46 111V112H45ZM48 111H50V112H48ZM103 111V112H102ZM105 111V112H104ZM184 111V112H183ZM216 111H218L217 113H216ZM122 112V111H121ZM119 113L120 115H118L117 117H119V116H121V114L123 115L125 112H122V113ZM200 112H201V114H200ZM208 112V113H207ZM213 112H214V115H213ZM231 112H232V109H231V111L229 112L228 111V114L229 115H231ZM139 113V114H138ZM227 113V112H226ZM101 114H102V116H101ZM47 115V116H46ZM49 115V116H48ZM92 115L94 116V117H92ZM17 116V115H16ZM40 116H41V118H40ZM207 116V117H206ZM213 116H216L215 118L216 119H214V117ZM70 117H74V118H76V119H78L77 118V116H75V115H70ZM219 117V120L217 119ZM95 118H97L96 120H98V121H96L95 120ZM101 118V119H100ZM103 118V119H102ZM204 118V119H203ZM228 118V117H227ZM226 118V119H227ZM16 119V120H15ZM22 120V122H21V120ZM24 119V120H23ZM31 119V120H30ZM35 119H36V127L34 126V125H32V121L34 120L35 121ZM91 119H94L93 121L91 120ZM101 121H100V120ZM38 120V121H37ZM43 120V121H42ZM33 121V122H34ZM40 121V122H39ZM43 122V123H42ZM46 122V123H45ZM52 122V123H51ZM101 122V123H100ZM40 123V124H39ZM49 123V124H48ZM118 123H120V124H118ZM151 123V124H150ZM154 123H156V124H154ZM158 123V124H157ZM204 123H206V124H204ZM219 123V124H218ZM6 125H8V123L6 122L5 123ZM26 124H28V125H26ZM30 124H31V126H30ZM44 124V125H43ZM89 124V125H88ZM47 125V126H46ZM118 125V126H117ZM121 125V126H120ZM124 125H125V127H127L128 126V128H125L124 127ZM127 125V126H126ZM20 126V127H19ZM44 126V127H43ZM49 126V127H48ZM141 126H143V127H141ZM242 126V125H241ZM17 127V128H16ZM26 127V128H25ZM38 127V128H37ZM91 127V128H90ZM120 127V128H119ZM124 127V128H123ZM131 127V128H130ZM148 128V129H145V128ZM21 128V129H20ZM35 128V129H34ZM41 128H43V130H41ZM50 128V129H49ZM116 128V129H115ZM139 128V129H138ZM145 129V130H143V129ZM17 129V130H16ZM30 129V130H29ZM32 129V130H31ZM38 129L40 130V131H38ZM45 129V130H44ZM49 129V130H48ZM141 129V130H140ZM16 130V131H15ZM29 130V131H28ZM36 130V131H35ZM89 130V131H88ZM93 130V131H92ZM133 130H131V131H133ZM246 130V128L244 129H241V130H233L232 132H231V134L233 135L232 136V138H231V141H229V143H228V145H226L225 146V149H227V151L224 149V148H222V149H220V150H222V151H220V152H223V154H225V155H227V157L225 158L226 160H228V161H230V162H232V161H234V162H236V160L237 161H239L240 162V158L241 159H243L244 157L243 156H245V153H244V149H243V147H239L240 145V143H241V141L243 140V138L244 139H246V137L248 136V132L250 133V129H248L247 128V130ZM248 130H250V131H248ZM19 131V132H18ZM22 131V132H21ZM92 131V132H91ZM121 131V132H120ZM125 131V132H124ZM34 132V133H33ZM41 132V133H40ZM43 132H44V134H46V135H44L43 134ZM140 132V133H139ZM145 132V133H144ZM27 135H26V134ZM37 133V134H36ZM19 134H20V136H19ZM236 135V136H235ZM245 135H247V136H245ZM42 136H46L45 137V139H44V137H42ZM100 136H102V137H100ZM235 136V137H234ZM242 136V137H241ZM154 137V138H153ZM233 137H234V143H233V141H232V139H233ZM40 138V139H39ZM102 138V139H101ZM127 138V139H126ZM129 138H130V140H129ZM133 138H134V141H133ZM237 138V139H236ZM42 139V140H41ZM101 139V140H100ZM242 139V140H241ZM127 140V141H126ZM136 140V141H135ZM235 140H236V142H235ZM35 141V140H34ZM129 141H131V142H129ZM33 142V141H32ZM123 142H125V143H123ZM165 142V144L167 145V146H169L170 145V140L169 139H167V140H165L164 141ZM232 144H231V143ZM238 142V143H237ZM240 142V143H239ZM130 143V144H129ZM129 145V146H128ZM172 145H174V143L172 142ZM237 145H239V146H237ZM15 146H16V144H13V145H10L9 147H8V149L10 148V147H14L15 148ZM125 146V147H124ZM234 146V147H233ZM179 147V146H178ZM178 147H171V150H174V151H176L175 153L176 154H179V151L180 150H176V148H178ZM227 147V148H226ZM228 147H232V149H234V151L232 152L231 150V148H228ZM239 149H242V150H239ZM4 148H6L5 147V143H2V145H0V149H4ZM48 148V149H47ZM103 148H104V150H103ZM180 148H183L182 150H184V149H189V147H184V146H181ZM121 149H122V151H121ZM123 149H124V153H123ZM231 149V150H230ZM103 150V151H102ZM132 151V150H131ZM224 151H225V153H224ZM231 151V152H230ZM242 151V152H241ZM5 152H7L8 153V150H5ZM15 152H17V153H15V156L16 157H18V158H25V157H27V156H29V155H27V154H23V153H20V152H18V151H15ZM52 152V153H51ZM130 152V153H129ZM143 152H149L148 151V149H143ZM228 154H227V153ZM229 152L231 153V154H229ZM2 153H4V152H2ZM20 153V154H19ZM127 153V154H126ZM233 153V154H232ZM240 155V153H241V155H240V157H239V155ZM23 154V155H22ZM98 154V155H97ZM180 154L182 155V154H185V153H182V152H180ZM236 154H237V156L239 157H237L236 156ZM3 154H1L0 153V162H3V163H6L5 161H7L8 160V158L11 160L12 158L9 156L8 158H7V160L2 156ZM8 155H10V152H9V154ZM18 155V156H17ZM21 155V156H20ZM26 155V156H25ZM53 155H55V156H53ZM71 155V156H72ZM102 155H103V161L101 160V158H102ZM186 155V154H185ZM233 156L232 158L230 157V156ZM66 156V157H65ZM126 156V157H125ZM234 156H236V157H234ZM242 156V157H241ZM30 157V156H29ZM79 157V158H78ZM101 157V158H100ZM158 157H161L162 159H159ZM230 157V158H229ZM1 158H2V160H1ZM63 158V159H62ZM90 158V160H88ZM236 158V159H235ZM238 158V159H237ZM28 159V160H27ZM26 159V161H25V163H24V168H22V169H24V170H30V169H33L34 168V161L30 158H27ZM78 159V160H77ZM85 159H86V161H85ZM233 159V160H232ZM235 159V160H234ZM250 158H248L247 159V161L245 160V158L243 159V161H244V163L243 164H241V165H239V166H237V167H235L233 170H231L233 173H235L236 175H233L235 178H236V180L238 181V180H245V182H246V180H247V178H248V176H253V177H255L256 175L255 174H252V173H250V172H248V169L251 167V166H253V167H258L260 164L261 165H263L264 163V159L262 158H258V159H261V160H258L257 158H255V157H251V159L249 160ZM5 160V161H4ZM48 160H50V161H48ZM62 160V161H61ZM23 161V160H22ZM76 161V162H75ZM139 161H142L141 159H137V162H139ZM164 161V160H163ZM247 163H246V162ZM56 162V163H55ZM62 162V163H61ZM152 162H153V164H152ZM263 164H262V163ZM32 164L31 166H29L28 164ZM63 163H66V164H63ZM70 163V164H69ZM170 163H173L172 161H170ZM177 163V162H176ZM27 164V165H26ZM63 164V165H62ZM68 164V165H67ZM142 164V163H141ZM198 164V165H197ZM221 164H223V162L221 161ZM58 165V166H57ZM98 165V166H97ZM162 165V166H161ZM247 167H246V166ZM250 165V166H249ZM26 166V167H25ZM52 166V167H51ZM91 166V167H90ZM121 166V167H120ZM196 166V167H195ZM200 166V165H199ZM50 167V168H49ZM55 167V168H54ZM80 167V168H79ZM134 167H135V165H134ZM30 168V169H29ZM255 168V169H256ZM61 169H63V172L61 171ZM66 169V170H65ZM81 169V170H80ZM96 169V170H95ZM168 169V170H167ZM169 169L171 170V171H169ZM182 169V170H181ZM51 170H54L55 171V173L53 172V174H52V171ZM98 170V171H97ZM196 170V171H195ZM10 171H12L13 172V175H14V173L16 174L17 172V174L15 175V177H18V179H19V177H20V175H19V171L21 172V170L20 169H9V171L7 172L6 170H5V172H4V175L2 176V174H0V176H1V179H0V195L2 196V197H5V195H9L10 196V194L12 195V196H14V197H18L20 194H25L26 196L27 195H29V194H31L30 192H33V194H38V190L40 189V187L41 186H37V187H34V188H32V189H30V190H27V188L24 190L23 189V187L26 185V183H24V182H22V180H21V178L19 179V180H17V178L16 179H14L15 180V182H13L12 181V179L10 178L11 176L9 175L10 174ZM16 171V172H15ZM79 171V172H78ZM85 171V172H84ZM98 173H97V172ZM107 171V172H106ZM173 171V172H172ZM7 172V173H6ZM11 172V173H12ZM48 172V173H49ZM62 174H61V173ZM77 172V174H75ZM166 172V173H165ZM168 172H169V174H168ZM141 173H143V174H141ZM202 173V172H201ZM210 173V172H209ZM68 174V175H67ZM72 174H73V176H72ZM132 174H134V175H132ZM164 174V175H163ZM172 174V175H171ZM180 174V175H179ZM182 174V175H181ZM225 174L227 175H229V173L228 172H225ZM242 174H244L243 176H242ZM7 177H6V176ZM64 175L66 176L65 178H64ZM159 175V176H158ZM10 176V177H9ZM47 176H49V179L50 178H52L51 180H49L48 179V177ZM68 176V177H67ZM240 176V177H239ZM190 179H189V178ZM201 177V178H200ZM203 177V178H202ZM206 177V178H205ZM243 177V178H242ZM2 178H4V180L2 179ZM148 178H153V179H151V180H154V181H152V182H149L150 180H148ZM238 178V179H237ZM158 179V180H157ZM6 180V181H5ZM8 180H10L11 181V183H12V185H10L11 183H10V181H8ZM36 180H34L35 182H36ZM42 180V181H41ZM45 180V181H44ZM47 180V181H46ZM65 180H67V181H65ZM160 180V181H159ZM192 180V181H191ZM5 181V182H4ZM18 181V182H17ZM56 181V182H55ZM161 181H162V183H161ZM55 183V184H52V183ZM30 183V185L31 184H33V182L31 183V182H29ZM57 183V184H56ZM5 184V185H4ZM8 184V185H7ZM24 184V185H23ZM150 185V186H149ZM234 185V184H233ZM235 185H238L239 186V188H241V187H243V185H239V183H235ZM4 186V187H3ZM12 186V187H11ZM22 186V187H21ZM55 186V187H54ZM212 186V185H211ZM11 187V188H10ZM8 188V189H7ZM21 188L24 190L23 192H22V190H21ZM152 188H154L155 190H151ZM209 188H214L213 186L212 187H209ZM2 189V190H1ZM3 189H5V190H3ZM38 189V190H37ZM241 189H243V188H241ZM256 189H258V188H256ZM6 190H8L7 192H6ZM107 190V191H106ZM223 190H225V189H222L221 191H223ZM20 191V192H19ZM52 191V192H51ZM54 191V192H53ZM215 191H216V189H215ZM255 191V190H254ZM9 192V193H8ZM59 192V193H58ZM5 193V194H4ZM52 193L54 194V195H52ZM223 193H226L225 191H223L222 193H220L219 191H217V196H220V200H219V202L222 204V203H224L225 201H228L229 199L228 198H226L227 196H226V194H223ZM57 194V195H56ZM176 195V192L175 191H173L172 189H169V190H167L166 192L164 191V193H163V195H166V196H168L167 198H174V196ZM50 195H52V197L50 196ZM226 197H225V196ZM228 196H231V194L229 193L228 194ZM253 196H254V198H255V194H253ZM21 197H24V195L22 196L21 195ZM17 198L16 199V202H18V205L21 207L23 204V202L25 201V198L23 199V198ZM51 198H52V200H51ZM230 198V200H232L231 199V197H229ZM86 200V201H88V199L86 198V197H84V198H81L80 196H70L68 199H66V202L65 203H63V206H65L66 205V203H69V202H79V204H77V203H75L76 204V208L78 209V208H80L82 211H79V214H84L85 213V216H84V218H86V216H88L89 214H90V212H92L93 211V208H92V205L90 204V205H86V204H84V203H81L80 201L81 200ZM264 199V198H263ZM24 200V201H23ZM52 202H51V201ZM55 200V201H54ZM57 200V201H56ZM171 200H173V199H171ZM139 201V202H138ZM222 201H224V202H222ZM260 201H262V198H261V200ZM88 202H90V201H88ZM126 202V203H125ZM164 202H166V203H164ZM174 202H176V201H173V204H174ZM124 203V204H123ZM170 203H172V202H170ZM139 206H138V205ZM85 205V206H84ZM120 205V206H119ZM132 206L131 208L130 207H128V206ZM82 206V207H81ZM166 206V205H165ZM41 207V206H40ZM39 207V208H40ZM86 207V208H85ZM255 207V208H254ZM254 209H252V211H255L256 212V210L258 211L259 209L254 205ZM72 208L73 207H68L67 209H69V210H72ZM11 209H12V207L11 208H8V209H6L5 208V210H3V214L0 216V221H6V222H8V224L10 225V229L11 228H16L18 231H20V232H23L22 230L23 229H25L27 226H31V222H33V221H31V222H28L27 220L28 219H32V220H35V218L34 217H32V216H29V215H23V213L24 212H22L23 211V209L20 211V212H18V213H13V212H10L11 211ZM129 209H130V211H129ZM190 209H192V208H190ZM8 210V211H7ZM132 211H133V213H132ZM260 211V210H259ZM8 212H10V213H8ZM190 212L191 213H193V214H195V212H192V210H190ZM10 214V215H9ZM12 214V215H11ZM42 214V215H41ZM171 214V215H170ZM8 215V216H7ZM151 215H152V217H151ZM45 216V217H44ZM156 216V217H155ZM147 217V218H146ZM157 218V219H155V218ZM154 218V219H153ZM163 220H162V219ZM150 219H151V221H150ZM168 219V220H167ZM136 221V222H134V221ZM158 220V221H157ZM179 220V221H178ZM24 221H25V223H24ZM149 221V222H148ZM162 221V223L160 224V222ZM37 222L38 221H35V222H33V224H37ZM153 222H157V224H155V223H153ZM135 223V224H134ZM165 223V224H164ZM167 223V224H166ZM139 224H140V222H139ZM155 224V225H154ZM163 224V225H162ZM178 224V225H177ZM154 227H153V226ZM158 226V227H160V229L162 228V230H160L159 229V231L162 233V231H163V234L162 235H165V237L164 236H162L161 235V233L160 232H158V230L157 231H154V229L153 228H155V226ZM160 225H162V226H160ZM166 225H168V226H166ZM54 226V227H53ZM57 226V227H56ZM156 226V227H157ZM56 227V228H55ZM73 227V228H72ZM151 227H153V228H151ZM157 227V228H158ZM166 227V228H165ZM167 227H168V230H167ZM55 228V229H54ZM164 228V229H163ZM44 229V230H43ZM52 229V230H51ZM107 229H108V231H109V233L111 234V236H114V237H118V241L117 242H115V245H112V246H108V247H106L105 249H104V251H103V249H102V252L100 251V252H98V253H96V250H92V251H88L87 252V250L85 251V249H84V247L86 246V249H89V248H91V246L93 245V244H98V241H99V239H101L102 240V242L104 241V240H107L108 238H109V235L107 234ZM149 229H151V231L149 230ZM166 229V230H165ZM59 230H61V231H59ZM173 230H174V232H173ZM65 231V232H64ZM91 231H94V232H91ZM106 231V232H105ZM168 233H167V232ZM172 231V232H171ZM176 231V232H175ZM178 231V232H177ZM90 233L91 232V235H89L88 233ZM157 233V234H154V233ZM53 233V234H52ZM159 233V234H158ZM168 234V236H167V234ZM173 233H175V234H172ZM116 234V235H115ZM68 235H70L71 237H70V239H69V236ZM157 235V236H156ZM162 236V238L163 239H161V236ZM31 236H33V234H27V238L25 239L26 241L27 240H32V237ZM151 236V237H150ZM166 236H167V238H166ZM29 237V238H28ZM42 237V238H43ZM103 237V238H102ZM108 237V238H107ZM43 238V239H44ZM169 238H170V242H169ZM172 238V239H171ZM43 239L41 240V243H42V241H43ZM73 239V240H72ZM168 239V241H166ZM175 239V240H174ZM131 240V241H130ZM164 240V241H163ZM176 241V242H178L180 245H179V248L181 247V246H185V247H188V246H190V245H192V246H190L189 248H188V250L187 251H185L184 252V250H183V252H178V251H176L175 250V248H170L169 246L167 247V244H171V242H172V244L174 243L173 241ZM33 241H35L34 239H33ZM64 241V240H63ZM44 242V241H43ZM123 242V243H122ZM166 242V243H165ZM169 242V243H168ZM35 243H36V241H35ZM34 242H33V247L36 249V250H40V249H42V248H44L45 247V245H43L42 247H36V244H35ZM38 243V242H37ZM56 242L54 241V243H53V241H51V242H48L47 244H49V245H51L52 246V249L54 248V247H56V248H54V249H58V250H60V247L62 248V249H66V250H70V248H65V247H62V244H58V245H56L55 244ZM118 243V244H117ZM132 243V242H131ZM131 243H130V245H131ZM89 244V245H88ZM92 244V245H91ZM171 244V245H172ZM175 244V243H174ZM85 245V246H84ZM155 245H157V247H156V249H157V251H155L156 249H154V247H155ZM197 246V248H198V250H197V248L196 247H194V246ZM58 246V247H57ZM94 246V245H93ZM80 247V248H79ZM88 247V248H87ZM92 249H94V247L92 248ZM132 249V250H131ZM185 249H187V248H185ZM196 249V250H195ZM181 250V249H180ZM80 251V252H79ZM81 251H82V253H81ZM85 251V252H84ZM132 251V252H131ZM71 253H74V252H71ZM76 253H74L75 255H76ZM133 253V254H132ZM42 254H44V253H42ZM77 254V255H78ZM100 254V255H99ZM131 254V255H130ZM129 255V256H128ZM133 255V256H132ZM120 256V257H119ZM122 257V258H121ZM67 258H69V257H67ZM264 259V254H263V257H261V259ZM263 259L261 260V262L260 261H258V262H255L254 260L255 259H253L252 257H247L246 259H242L241 261H238L237 262V264H246V263H250L251 264V262H252V264L254 263V264H258V263H260V264H262V261H263ZM173 260V261H172ZM175 260V261H174ZM246 260V261H245ZM251 262H250V261ZM253 260V261H252ZM257 260V259H256ZM100 261V262H99ZM98 262V263H97ZM173 262V263H172ZM244 262V263H243ZM76 264H78V263H76ZM80 264V263H79ZM228 264V263H227Z\"/></svg>",
    "mask_w": 264,
    "mask_h": 264
},
{
    "label": "water",
    "instance_id": "water-1",
    "mask_svg": "<svg viewBox=\"0 0 264 264\" xmlns=\"http://www.w3.org/2000/svg\"><path fill=\"white\" fill-rule=\"evenodd\" d=\"M4 17V16H3ZM0 20L2 21V22H4V21H6V20H4V19H2V18H0ZM0 21V31H2L3 33H5V34H9L8 33V31L4 28L5 26H4V24H2V22ZM3 27V28H2ZM3 29V30H2ZM50 31H52L51 29H49V28H47V29H45V30H36V31H34V32H32V34H46V33H48V32H50ZM31 34V35H32ZM194 154V153H193ZM199 154L200 153H196L195 152V154H194V158H197L198 159V157H199ZM189 154H187L186 156H188ZM11 239H13L11 236H7L6 238H4V239H2V241H3V243H6V241H9V240H11Z\"/></svg>",
    "mask_w": 264,
    "mask_h": 264
},
{
    "label": "snow or ice",
    "instance_id": "snow-or-ice-1",
    "mask_svg": "<svg viewBox=\"0 0 264 264\" xmlns=\"http://www.w3.org/2000/svg\"><path fill=\"white\" fill-rule=\"evenodd\" d=\"M9 227H10L9 224L3 223L2 221H0V229H8ZM13 239H19L21 244L23 245L26 238L25 237H19V238L13 237ZM33 239H34V237H33ZM23 250L27 251L26 246L24 247ZM29 259H31V257H29ZM0 264H2V262H0ZM41 264H43V262H41Z\"/></svg>",
    "mask_w": 264,
    "mask_h": 264
}]
</instances>
